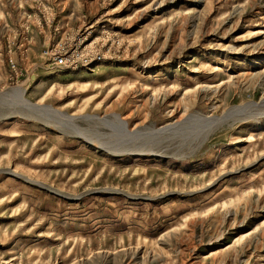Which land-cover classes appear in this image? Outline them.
<instances>
[{
	"label": "rangeland",
	"instance_id": "1",
	"mask_svg": "<svg viewBox=\"0 0 264 264\" xmlns=\"http://www.w3.org/2000/svg\"><path fill=\"white\" fill-rule=\"evenodd\" d=\"M0 264H264V0H0Z\"/></svg>",
	"mask_w": 264,
	"mask_h": 264
},
{
	"label": "bare ground",
	"instance_id": "2",
	"mask_svg": "<svg viewBox=\"0 0 264 264\" xmlns=\"http://www.w3.org/2000/svg\"><path fill=\"white\" fill-rule=\"evenodd\" d=\"M20 95H21V93H16V92H14L13 94L9 95V97H10V99H12V100H17V101L20 102V103H24V104H26L27 102H26V103H25V102H22V101H23L22 99H21L22 101H19V96H20ZM27 104H28V106H29V103H27ZM27 104H26V105H27ZM30 106H31V107H36V106H34V105H32V104H31ZM52 110H53V109H52ZM53 111H54V110H53ZM55 112H56V111H55ZM198 117H199V116H198ZM205 119L207 120L208 118H207V117H206V118L204 117V120H205ZM213 119H214V118H213ZM199 122H200V121H199ZM210 122H211V121H210ZM219 122H220V121H219ZM207 123H208V122H207ZM37 244H38V243H37Z\"/></svg>",
	"mask_w": 264,
	"mask_h": 264
},
{
	"label": "built area",
	"instance_id": "3",
	"mask_svg": "<svg viewBox=\"0 0 264 264\" xmlns=\"http://www.w3.org/2000/svg\"><path fill=\"white\" fill-rule=\"evenodd\" d=\"M59 62L62 63V60H60Z\"/></svg>",
	"mask_w": 264,
	"mask_h": 264
}]
</instances>
